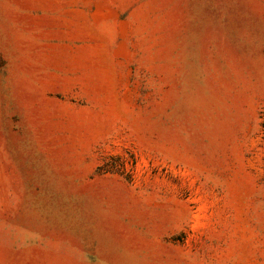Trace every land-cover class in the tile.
<instances>
[{
	"label": "rangeland",
	"instance_id": "rangeland-1",
	"mask_svg": "<svg viewBox=\"0 0 264 264\" xmlns=\"http://www.w3.org/2000/svg\"><path fill=\"white\" fill-rule=\"evenodd\" d=\"M0 264H264V0H0Z\"/></svg>",
	"mask_w": 264,
	"mask_h": 264
}]
</instances>
